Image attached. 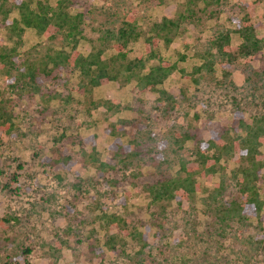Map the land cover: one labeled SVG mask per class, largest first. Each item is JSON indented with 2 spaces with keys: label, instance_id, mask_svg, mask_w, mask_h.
I'll use <instances>...</instances> for the list:
<instances>
[{
  "label": "rangeland",
  "instance_id": "374dc122",
  "mask_svg": "<svg viewBox=\"0 0 264 264\" xmlns=\"http://www.w3.org/2000/svg\"><path fill=\"white\" fill-rule=\"evenodd\" d=\"M51 1L54 4L57 0ZM257 1L220 0L198 13L192 24L184 25L182 34L168 49L162 46L163 57L177 66L160 87L178 100V106L167 116L156 107L159 94L144 92L136 83L122 86L111 82L94 90V100L120 104V109L113 112L86 109L85 98L72 89L77 75L64 74L57 83L47 78L43 86L46 104L40 94L33 100L18 93L6 94L3 102L9 101L15 127L10 134L0 131V264H136L138 241L127 238V245L118 247V252L104 246L108 236L116 233L114 229L109 232L105 215L126 217L131 228L135 225L142 232L150 228L145 258L154 264H264V247L258 244L260 239L264 242V211L263 219L251 218L249 227L239 236L234 231L219 237L213 224L201 216L203 199L194 204L175 202L162 212L160 207H150V199L141 191L147 181L174 175L180 161L191 155L192 144L182 151L174 146V131L196 129L208 139L210 130L233 125L235 106L230 93H240L245 99L247 117L259 113L252 104L255 92L246 80L244 61L238 59L230 67L231 77L226 81L219 65L221 56L211 45L214 37L227 31L232 32V45H240L241 39L234 32L247 16L257 28L258 37L264 39V0L260 4ZM183 2L166 0L161 7H151L139 0H98L97 15L85 25L81 50L88 54L92 45L89 38L94 39L93 28L99 24L119 26L125 13L136 10L141 26L148 30L164 17H175ZM2 39L5 30L0 21ZM44 44L34 30L27 29L20 51L33 56ZM143 51L142 41L128 49L131 58ZM208 52L215 71L196 73ZM112 54L111 50L107 52L108 56ZM230 81L236 90L230 87ZM7 89L0 75V91H12ZM55 92L62 98L53 100ZM122 122L127 123L122 144L126 147L136 140L137 148H122L124 153L116 159L118 145L107 130ZM61 134L65 138L60 145L72 156V166L64 173L52 169L45 160L56 159L52 150L55 137ZM93 136L98 158L113 164V170L101 171L100 163L91 164L84 157L83 149H91L88 139ZM130 152L137 157L122 161ZM236 166V160L230 162L227 171ZM224 176L231 190L230 173ZM214 183H222V178L217 177ZM214 183L209 193L216 188ZM61 239L67 244L61 245Z\"/></svg>",
  "mask_w": 264,
  "mask_h": 264
},
{
  "label": "trees",
  "instance_id": "16d2710c",
  "mask_svg": "<svg viewBox=\"0 0 264 264\" xmlns=\"http://www.w3.org/2000/svg\"><path fill=\"white\" fill-rule=\"evenodd\" d=\"M97 1L57 0L53 4L51 0H0V21L5 30V39L0 40V75L4 77L7 90H12L0 91V131L10 134L15 127L9 101L6 104L3 102L7 99V93H18L31 100L40 94L46 104V92L43 90L46 79H53L57 83L64 74L77 75V82L72 89L85 98L83 102L89 112L91 109H103L106 112L120 109V104L114 101L94 100V90L111 82L122 86L136 83L138 89L144 92H157L159 97L156 107L165 116L178 106L176 96L160 88L177 69L176 64L163 57L162 46L168 49L182 34L184 25L192 24L198 13L213 7L220 0H184L175 17H164L151 24L148 30L141 26L138 11L125 13L119 26L99 24L93 28L94 39L89 38L92 45L88 54H85L81 50V43L86 39L85 25L97 15ZM139 1L151 7H161L166 3V0ZM260 2L258 0L256 4ZM27 29L34 30L45 40L43 49L33 56H25L20 51ZM234 33L239 35L240 45H232L231 31L214 37L211 45L221 56L219 65L226 81L231 77L230 67L238 59L244 61L248 73L246 80L255 92L252 94V104L259 108V113L247 117L245 99L240 93H230L235 106L233 125L222 130H210L208 139L196 129L194 132L186 129L174 131V146L182 151L192 144L191 155L180 161V167L174 175L147 181L141 189L150 199V207H160L162 212L166 211L167 205L175 202L179 205L194 204L203 199L201 216L213 224L219 237L234 231L238 233L235 236H239L244 228L249 227L251 218L263 219L264 211V39L258 37L257 28L248 16L241 20ZM141 41L143 53L131 58L129 47ZM109 50L113 52L111 56L107 55ZM211 55L208 52L204 56L203 66L196 68V73L204 69L215 71L216 65L210 59ZM64 82L69 84V78ZM229 83L233 90L237 89L234 82ZM53 97L57 101L62 98V94L55 92ZM112 127L107 131L115 137L114 144L118 145L114 156L116 159L124 153L122 148L126 151H133L134 146L137 148L136 140L126 147L122 144L127 123ZM64 138L65 134L55 137L56 145L52 152L57 155L56 159L45 157L48 166L63 173L72 166V156L64 152L60 145ZM88 143L91 149H83L84 157L91 164L100 163L101 171L113 170V164L103 163L98 158L96 137H90ZM134 155L137 157V154L130 152L120 161L128 162ZM235 160L237 166L228 172L227 165ZM227 173H230L232 181L231 190H228L229 179L224 176ZM57 177L62 179L61 175ZM217 177L222 178V183H214ZM213 183L216 188L209 193L210 184ZM103 220L109 232L116 230L105 241L106 249L121 251L127 245L126 239L130 238L138 241L140 246L136 264H154L145 258L150 228H147V232L140 231L135 225L131 228L129 219L121 215H105ZM59 243L67 244L62 239ZM258 244L264 247L262 239L258 240Z\"/></svg>",
  "mask_w": 264,
  "mask_h": 264
}]
</instances>
